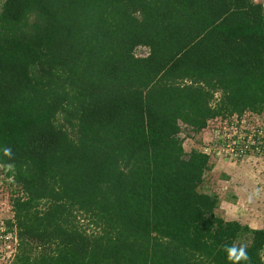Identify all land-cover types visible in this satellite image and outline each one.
<instances>
[{
    "label": "trees",
    "instance_id": "obj_1",
    "mask_svg": "<svg viewBox=\"0 0 264 264\" xmlns=\"http://www.w3.org/2000/svg\"><path fill=\"white\" fill-rule=\"evenodd\" d=\"M248 115L264 117L262 2L4 0L13 264H235L228 246L264 264V229L227 221L201 189L217 152L181 138Z\"/></svg>",
    "mask_w": 264,
    "mask_h": 264
},
{
    "label": "rangeland",
    "instance_id": "obj_2",
    "mask_svg": "<svg viewBox=\"0 0 264 264\" xmlns=\"http://www.w3.org/2000/svg\"><path fill=\"white\" fill-rule=\"evenodd\" d=\"M3 1L0 0V4ZM247 119L251 125L241 127L242 130H252V125L262 126L264 123L263 119L252 115H248ZM214 128L219 127L215 125ZM213 129L196 135L193 139L184 131L181 138L185 141L186 152L189 153L195 147L203 149L209 145L217 137ZM246 163H237L226 153L218 155L210 175L212 177L207 179L201 189L210 194L215 188L221 199L218 215H222L227 221H238L253 230H260L264 229V162L261 161V164L257 159L255 165L253 162L248 163L252 169L245 166ZM12 194L6 172L0 167V264H13L17 252L15 235L6 233V221L13 218ZM241 242L249 245L250 236H245Z\"/></svg>",
    "mask_w": 264,
    "mask_h": 264
},
{
    "label": "built area",
    "instance_id": "obj_3",
    "mask_svg": "<svg viewBox=\"0 0 264 264\" xmlns=\"http://www.w3.org/2000/svg\"><path fill=\"white\" fill-rule=\"evenodd\" d=\"M254 1L259 3L260 0ZM258 118L264 120V117ZM250 125L251 124H249L248 119L243 120V123L238 126H229L228 124H224L222 127V133L219 134L216 132V139L224 140L225 143L223 146L218 145L213 147H205L204 152L210 153L212 151H216L218 155L226 153V155L232 157L234 160H238L243 154L253 155L255 152L258 160H264V123H262V126L260 124L259 126L252 125V130L241 129L243 126L250 127ZM238 146H244V149L240 150L242 153L237 152ZM252 147H254V150L252 149L251 151Z\"/></svg>",
    "mask_w": 264,
    "mask_h": 264
},
{
    "label": "clouds",
    "instance_id": "obj_4",
    "mask_svg": "<svg viewBox=\"0 0 264 264\" xmlns=\"http://www.w3.org/2000/svg\"><path fill=\"white\" fill-rule=\"evenodd\" d=\"M226 252L228 255V259L235 262V264H239L240 260H247L248 255L246 249L243 247L236 248L235 246L226 247Z\"/></svg>",
    "mask_w": 264,
    "mask_h": 264
},
{
    "label": "crops",
    "instance_id": "obj_5",
    "mask_svg": "<svg viewBox=\"0 0 264 264\" xmlns=\"http://www.w3.org/2000/svg\"><path fill=\"white\" fill-rule=\"evenodd\" d=\"M259 2H262L263 5H264V0H260ZM250 161H251V160H250ZM252 162H253V164L255 165L256 161H252ZM252 162H247V163L245 164V166H250L248 163H252ZM247 169H248V168H247ZM249 169H252V167L250 166Z\"/></svg>",
    "mask_w": 264,
    "mask_h": 264
}]
</instances>
